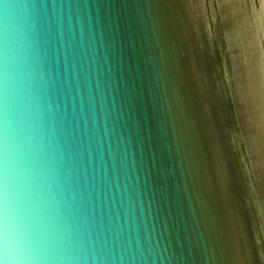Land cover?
Returning a JSON list of instances; mask_svg holds the SVG:
<instances>
[{"label": "water", "instance_id": "95a60500", "mask_svg": "<svg viewBox=\"0 0 264 264\" xmlns=\"http://www.w3.org/2000/svg\"><path fill=\"white\" fill-rule=\"evenodd\" d=\"M5 264H264V0H0Z\"/></svg>", "mask_w": 264, "mask_h": 264}, {"label": "clouds", "instance_id": "9594fccd", "mask_svg": "<svg viewBox=\"0 0 264 264\" xmlns=\"http://www.w3.org/2000/svg\"><path fill=\"white\" fill-rule=\"evenodd\" d=\"M14 167L13 150L10 137L5 136L3 150L0 151V192L10 177ZM0 264H5V261L0 259Z\"/></svg>", "mask_w": 264, "mask_h": 264}]
</instances>
